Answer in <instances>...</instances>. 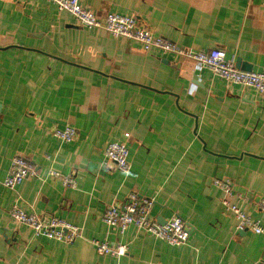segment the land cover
I'll return each mask as SVG.
<instances>
[{
  "label": "crops",
  "instance_id": "1",
  "mask_svg": "<svg viewBox=\"0 0 264 264\" xmlns=\"http://www.w3.org/2000/svg\"><path fill=\"white\" fill-rule=\"evenodd\" d=\"M80 3L98 18L134 15L183 48L223 49L240 70L264 68V0ZM64 125L76 129L71 142L53 133ZM111 141L126 142L127 173L104 162ZM15 156L39 176L14 188L0 183V264H264V233L236 232L212 184L230 179L234 201L264 226V93L86 28L50 0H0V180ZM130 192L153 198L159 223L179 216L187 241L107 226L106 206H122ZM15 204L56 215L80 234L72 243L36 235L12 218ZM91 239L127 251L101 255Z\"/></svg>",
  "mask_w": 264,
  "mask_h": 264
},
{
  "label": "built area",
  "instance_id": "2",
  "mask_svg": "<svg viewBox=\"0 0 264 264\" xmlns=\"http://www.w3.org/2000/svg\"><path fill=\"white\" fill-rule=\"evenodd\" d=\"M60 10L67 11L74 19L86 28L104 30L115 37L131 38L137 41L145 51L157 50L163 54H172L191 60L195 69H208L214 75L231 84H239L253 88L256 92L264 93V68L260 71H244L238 69L233 60L226 57L225 50L213 48L210 50H191L183 48L169 39L155 34L150 29L138 24L134 15L107 13L98 18L91 10L84 8L80 0H50ZM54 135L65 142H71L76 135L75 127L64 125L56 127ZM124 136L127 138L128 133ZM104 162L112 163L120 171L127 173L130 169L128 147L125 141H111L104 150ZM52 175L61 178L63 184L74 186L72 176H62L56 170ZM39 176L37 166L22 156L12 159L8 175L0 180L6 187L14 188L29 177ZM212 184L219 188L223 197L221 204L225 211L234 215L236 232L251 231L255 234L264 233V226L259 219L247 214L234 199L240 196L233 191L231 180L216 178ZM153 198L130 192L122 206L109 204L104 209L102 221L109 227L116 229L120 234L129 226L142 229L147 233L166 241L171 245L184 244L189 237V230L185 222L177 215L171 216L165 223H159L151 215ZM12 218L32 228L36 235L65 243H72L79 236V227L56 215H42L33 210L28 211L19 204L11 208ZM98 254L122 256L127 251L125 243H110L107 240H90Z\"/></svg>",
  "mask_w": 264,
  "mask_h": 264
},
{
  "label": "water",
  "instance_id": "3",
  "mask_svg": "<svg viewBox=\"0 0 264 264\" xmlns=\"http://www.w3.org/2000/svg\"><path fill=\"white\" fill-rule=\"evenodd\" d=\"M237 68L239 67L238 64L235 65ZM246 69H249V68H246Z\"/></svg>",
  "mask_w": 264,
  "mask_h": 264
}]
</instances>
